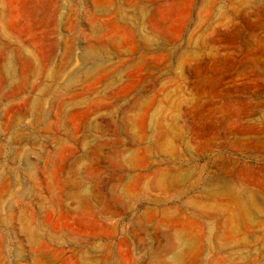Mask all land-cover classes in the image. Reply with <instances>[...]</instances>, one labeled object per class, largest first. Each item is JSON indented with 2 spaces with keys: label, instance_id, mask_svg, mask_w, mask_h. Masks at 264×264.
<instances>
[{
  "label": "rangeland",
  "instance_id": "374dc122",
  "mask_svg": "<svg viewBox=\"0 0 264 264\" xmlns=\"http://www.w3.org/2000/svg\"><path fill=\"white\" fill-rule=\"evenodd\" d=\"M0 264H264V0H0Z\"/></svg>",
  "mask_w": 264,
  "mask_h": 264
},
{
  "label": "bare ground",
  "instance_id": "6f19581e",
  "mask_svg": "<svg viewBox=\"0 0 264 264\" xmlns=\"http://www.w3.org/2000/svg\"><path fill=\"white\" fill-rule=\"evenodd\" d=\"M6 69V68H5ZM11 71V67H10V65H9V67H8V72H10Z\"/></svg>",
  "mask_w": 264,
  "mask_h": 264
}]
</instances>
